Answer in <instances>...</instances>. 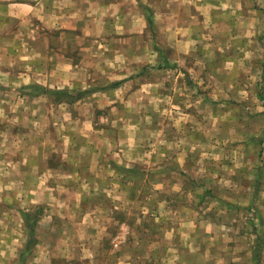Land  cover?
Returning a JSON list of instances; mask_svg holds the SVG:
<instances>
[{"label":"crops","instance_id":"1","mask_svg":"<svg viewBox=\"0 0 264 264\" xmlns=\"http://www.w3.org/2000/svg\"><path fill=\"white\" fill-rule=\"evenodd\" d=\"M136 4L141 14L136 17L149 20L152 41L148 46L155 54L154 67L165 64L186 71V79L178 76L179 83L185 81L195 88L200 105L222 100L224 95L237 99L241 85L246 84L262 89V97L258 94L264 98V57L259 55L264 52V0H0V228L1 222L7 225L5 231L0 230V264H201V256H211L207 251L216 243L190 244L195 229H201L199 238H206L208 234L214 237L216 231L224 235L225 227L239 228L240 222L243 231L254 227L249 214L254 213L256 194L261 191L253 185L260 172L256 162L250 165L253 157L250 160L249 154L242 166L232 163L230 168L222 157H198L196 148L189 147L195 142L175 144L170 138L161 156L151 155V170L142 172L140 163H130L128 168L123 156L129 151L126 141H120L118 149L110 141L99 149L95 142L78 141L74 130L58 124L49 128L56 129L54 142H49L47 125L34 118L39 115L41 120V110L29 107L32 94L12 87L32 82L30 63H17L14 57L16 51L31 48L26 37L51 35L56 44L57 30L72 27L81 11L86 10L89 19L96 13L108 16L118 11L128 20L129 11L138 12ZM243 22L250 25L248 34L238 28ZM214 24L220 27H208ZM159 38L169 42L161 44ZM246 40L261 45L251 50L253 60L245 61L239 52V43ZM48 45L46 52L53 49ZM17 64L15 74L12 69ZM168 91L153 93L152 100L164 101L166 96L169 101L172 94L167 96ZM247 94L240 100L246 102ZM171 105L166 108L174 111ZM161 106L153 104L154 109L161 110ZM211 113L220 118L223 114L221 110ZM256 115L264 118V111ZM219 121L218 127L224 128ZM246 141L252 143L250 137ZM97 152L104 154L97 156ZM182 153L184 157L179 158ZM66 168L69 172L57 173ZM198 170L199 179L190 187V174ZM19 187L24 189L26 203L17 198ZM195 194L196 201L192 200ZM188 195L191 199L187 200ZM211 202L215 204L208 207ZM23 212L38 213L32 233ZM223 212L228 218H222ZM114 226L118 230L111 232ZM1 232H7V242L1 241ZM18 233L23 237L27 233V240L16 239ZM263 234L260 228L259 236Z\"/></svg>","mask_w":264,"mask_h":264},{"label":"rangeland","instance_id":"2","mask_svg":"<svg viewBox=\"0 0 264 264\" xmlns=\"http://www.w3.org/2000/svg\"><path fill=\"white\" fill-rule=\"evenodd\" d=\"M133 7L138 12L129 11L126 14L129 17L128 20L118 11H111L108 16L96 13L92 19H89L86 10L81 11L79 21L73 20L72 27L64 24L62 29L57 30L56 44L52 42L54 37L51 35L26 37V42H30L31 48L25 52L16 51L14 57L17 63L18 61L30 63L32 82L21 86L16 83L12 87L32 94L33 98L29 107L36 111L41 110L42 113L41 120L39 115L34 118L38 120V124L47 125L48 129L60 124L64 130H74L75 135L79 137L78 141L95 142L99 149H102L103 145H107L109 141L112 147H117L116 149L120 146V141L128 142L129 151L123 152L128 168H131L130 163H140L144 166L142 172L151 170V155L157 153L161 156L162 146L169 148L170 138L175 139V144L184 145L187 142H195L189 147L196 148L198 157L202 159H209L208 157L221 159L222 157V160L225 159L228 162L229 167L232 163L242 166L243 157L249 154V157H253L250 165L253 161L256 162L260 172L258 173L260 176L256 177L253 185L261 191L256 194L254 213L248 215L250 220H253L254 227L249 225L250 227L243 231L241 230L243 222H240L239 228L231 230L225 227L224 235L216 231L214 237L208 234L206 238H199L201 229L197 228L195 239L190 244L194 241L197 246L198 243L203 244V242L206 243L204 246L216 243L212 250L207 251L211 256L208 254L201 256V264H205L204 262L206 264H264V234L262 237L259 236L260 228L264 233V118H257L256 115L264 111V98L259 97V94L262 97V89L260 92L258 87L255 88L253 85H241L242 92L241 95L235 96L237 99L227 98V95H224L222 100L219 98V100H208L200 105V99L194 96L195 88L185 81L179 83L178 76L183 75L186 79V71L183 72L175 67L169 68L165 64L159 68L154 67L157 64L155 54L148 46L152 41L151 30L147 26L149 20L137 18L136 16L141 15L140 7L138 8L137 4ZM208 27L218 29L220 26L214 24V27L212 25ZM249 27V23L243 22L238 28L248 34ZM141 28L143 32L145 30L146 32L142 33ZM157 40L161 44L169 42L166 38ZM242 42L239 43L242 59L248 61L252 57L253 60L255 54L251 50L254 45L257 46V50L261 45L254 44L253 40ZM262 44L264 51V39ZM47 45L53 49L46 52L44 48ZM261 53L259 52V55L263 58L264 52ZM249 64L250 62L247 65ZM46 65H48L47 68ZM18 67L19 64L14 66L12 72L17 74ZM120 79L123 83L118 85L117 82ZM61 89L87 90V92L75 101H70L65 96L56 99L51 91ZM167 90H169L166 93L167 96L172 94L169 101L166 96L164 101L155 98L152 100L153 93L161 94L162 91ZM246 93H248V100L244 102L245 100L240 99L246 97ZM170 103L174 111L166 108L170 106ZM153 104H161V110L154 109ZM177 105L180 107L176 108ZM178 110H182L184 115L182 113L177 115L180 112ZM220 110L223 112L221 118L211 115L212 111ZM159 111L166 116L159 114ZM204 111L208 112L207 116L200 114ZM218 121L224 128L218 127ZM77 127L80 129L75 130ZM55 131L56 129L53 131L49 129V142H54ZM249 137L252 143H247L246 140ZM65 138L69 139V137ZM165 149L168 153L167 148ZM184 153L178 157H184ZM103 154V152L96 153L97 156ZM201 166L205 167V164L201 163ZM190 170L189 173H192ZM243 171L245 175L247 172ZM65 172H69V169L57 171V173ZM200 173L198 170L190 174L192 177L189 182L190 187H195L194 183L196 179H199ZM250 178L255 177L250 174ZM61 180L62 178L59 179V188L61 184L64 186ZM128 182L134 183V180L128 178ZM222 183L225 186L228 182L224 180ZM189 186L186 188L190 189ZM17 189L18 200L20 199L22 204L26 203L23 196L24 189L22 187ZM199 190L201 191V188ZM188 199H191V195L187 196ZM197 199L195 194V199L192 198V200ZM214 204L215 202H211L208 207ZM227 212H223L222 218L223 216L228 218ZM134 214L133 212L131 215ZM118 216L120 217L117 214ZM19 221L20 218L17 216V222ZM115 224L114 222L111 226ZM1 226L0 230L7 229V225L2 222ZM112 229L118 230L116 226L111 227V232ZM237 232L242 234L241 237L234 236ZM18 235L20 237L16 239L21 241L23 238L26 239L28 234L24 233V237L22 233ZM6 236L7 232H1L2 242H7L4 238ZM254 256L256 260L253 259ZM110 258L114 259L112 256Z\"/></svg>","mask_w":264,"mask_h":264},{"label":"trees","instance_id":"3","mask_svg":"<svg viewBox=\"0 0 264 264\" xmlns=\"http://www.w3.org/2000/svg\"><path fill=\"white\" fill-rule=\"evenodd\" d=\"M45 90V89H44ZM87 92V90H67V89H61V90H52L51 93L55 96L57 99L58 97H64L69 99L70 101H75L79 99L84 93ZM23 220L27 223V227L29 230L34 232V226L38 218V213L36 212H23L22 213ZM32 235V234H31ZM33 237V236H31Z\"/></svg>","mask_w":264,"mask_h":264}]
</instances>
